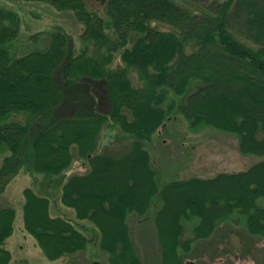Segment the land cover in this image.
I'll return each mask as SVG.
<instances>
[{
    "label": "trees",
    "instance_id": "obj_1",
    "mask_svg": "<svg viewBox=\"0 0 264 264\" xmlns=\"http://www.w3.org/2000/svg\"><path fill=\"white\" fill-rule=\"evenodd\" d=\"M41 1L74 11L85 46L75 55L68 36L56 31L47 49L13 57L20 16L0 6V152L9 150L0 191L28 148L36 170L60 174L77 145L86 170L64 183L62 201L98 227L109 264H146L129 220L150 211L161 264H194L187 260L194 239L210 237L236 210L249 233L264 240V205L257 203L264 198V157L247 170L160 187L146 147L179 110L193 128L233 133L243 154L264 156V0ZM103 133L127 142L120 151H101ZM24 195V228L46 257L86 249L89 238L51 215L49 197L30 187ZM15 219L13 207H0V264H10L5 242ZM186 223L193 237H184Z\"/></svg>",
    "mask_w": 264,
    "mask_h": 264
},
{
    "label": "rangeland",
    "instance_id": "obj_2",
    "mask_svg": "<svg viewBox=\"0 0 264 264\" xmlns=\"http://www.w3.org/2000/svg\"><path fill=\"white\" fill-rule=\"evenodd\" d=\"M89 5L103 11L98 3L92 1ZM0 6L13 9L20 16L19 33L10 47L13 57L47 49L56 31H63L68 36L75 55L82 52L85 46L81 37L84 24L77 20L74 11L61 10L41 0H0ZM132 77L135 83L139 82L136 74L133 73ZM16 117L25 120L26 116L18 114ZM49 120L51 116L47 119ZM112 138L109 139L106 133L102 134L101 151H117L127 142V139L122 142L110 141ZM31 140V136L26 139L30 143ZM146 147L157 171L160 187L174 179L191 176L213 177L220 172L247 170L264 157L259 154H243L239 150V139L233 133L207 125L193 128L179 110L167 126L153 135ZM5 150L0 152V163L3 157L9 154V150ZM26 152L27 155L22 154L25 159L18 172L13 175L5 189L0 191V207L11 206L16 211L14 231L5 242V247L12 254L10 264H109V253L100 247L98 227L87 219H79L76 210L62 201L64 183L74 173H84L86 170V166H83L82 162L80 164L83 160L77 156L78 146H72V165L60 174L36 170L31 149L28 148ZM75 159L79 166L75 164ZM27 187L39 195L49 197L52 216L69 219L85 233L89 238L86 249L55 260L46 257L36 237L24 228V189ZM157 201L158 196L155 197L154 203L157 204ZM257 203L264 205V198H259ZM156 204L151 210H155ZM152 217L153 211L144 216L132 214L129 223L143 261L146 264H161L157 232ZM186 224L184 237H193L192 224ZM187 260L194 264H264V240L249 233L245 215L236 210L218 224L210 237L194 239Z\"/></svg>",
    "mask_w": 264,
    "mask_h": 264
},
{
    "label": "water",
    "instance_id": "obj_3",
    "mask_svg": "<svg viewBox=\"0 0 264 264\" xmlns=\"http://www.w3.org/2000/svg\"><path fill=\"white\" fill-rule=\"evenodd\" d=\"M97 1L101 2L102 4L106 2V0H97Z\"/></svg>",
    "mask_w": 264,
    "mask_h": 264
}]
</instances>
